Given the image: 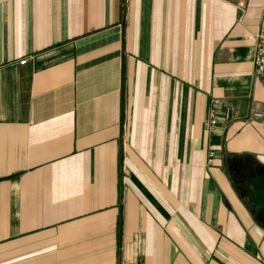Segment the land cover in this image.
<instances>
[{
  "label": "crops",
  "instance_id": "crops-1",
  "mask_svg": "<svg viewBox=\"0 0 264 264\" xmlns=\"http://www.w3.org/2000/svg\"><path fill=\"white\" fill-rule=\"evenodd\" d=\"M263 14L0 0V264H264Z\"/></svg>",
  "mask_w": 264,
  "mask_h": 264
},
{
  "label": "built area",
  "instance_id": "built-area-1",
  "mask_svg": "<svg viewBox=\"0 0 264 264\" xmlns=\"http://www.w3.org/2000/svg\"><path fill=\"white\" fill-rule=\"evenodd\" d=\"M256 52L254 56L255 72L257 74H264V14L262 17V24L256 33ZM25 62V60H22ZM256 115H262V113H256ZM209 125L210 129H213L218 123V116L216 106H212L209 111Z\"/></svg>",
  "mask_w": 264,
  "mask_h": 264
},
{
  "label": "flooded vegetation",
  "instance_id": "flooded-vegetation-1",
  "mask_svg": "<svg viewBox=\"0 0 264 264\" xmlns=\"http://www.w3.org/2000/svg\"><path fill=\"white\" fill-rule=\"evenodd\" d=\"M229 168L233 181L236 185L240 184L244 180L245 176L253 175L254 171L261 175L260 168L253 165L252 160L248 157H232L229 159ZM264 226V217L258 218Z\"/></svg>",
  "mask_w": 264,
  "mask_h": 264
},
{
  "label": "rangeland",
  "instance_id": "rangeland-1",
  "mask_svg": "<svg viewBox=\"0 0 264 264\" xmlns=\"http://www.w3.org/2000/svg\"><path fill=\"white\" fill-rule=\"evenodd\" d=\"M222 147V146H221ZM220 149V148H219ZM135 157H136V159L140 162V159H142L143 161H144V156L142 157H140V155L139 154H136L135 155ZM131 172V174H130V176L134 179V181L135 182H140V175H138L139 173L137 172V174L136 173H134V172H132V171H130ZM134 182V183H135ZM142 188H144V186H142Z\"/></svg>",
  "mask_w": 264,
  "mask_h": 264
}]
</instances>
